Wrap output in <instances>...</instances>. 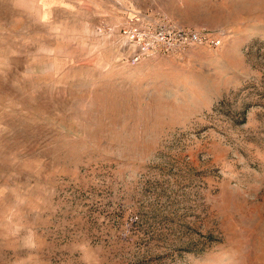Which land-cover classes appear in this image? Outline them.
Here are the masks:
<instances>
[{
    "label": "rangeland",
    "instance_id": "374dc122",
    "mask_svg": "<svg viewBox=\"0 0 264 264\" xmlns=\"http://www.w3.org/2000/svg\"><path fill=\"white\" fill-rule=\"evenodd\" d=\"M0 264H264V0H0Z\"/></svg>",
    "mask_w": 264,
    "mask_h": 264
},
{
    "label": "built area",
    "instance_id": "2783aa9c",
    "mask_svg": "<svg viewBox=\"0 0 264 264\" xmlns=\"http://www.w3.org/2000/svg\"><path fill=\"white\" fill-rule=\"evenodd\" d=\"M194 41H200L199 37L197 35L193 36ZM218 45V43H215V46Z\"/></svg>",
    "mask_w": 264,
    "mask_h": 264
}]
</instances>
